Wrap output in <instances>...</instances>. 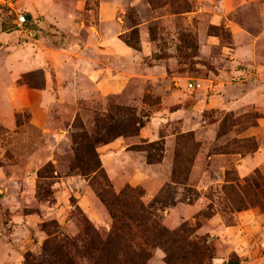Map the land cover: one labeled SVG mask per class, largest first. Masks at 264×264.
Wrapping results in <instances>:
<instances>
[{
    "label": "rangeland",
    "instance_id": "rangeland-1",
    "mask_svg": "<svg viewBox=\"0 0 264 264\" xmlns=\"http://www.w3.org/2000/svg\"><path fill=\"white\" fill-rule=\"evenodd\" d=\"M54 239L75 264H264V0L0 7V264Z\"/></svg>",
    "mask_w": 264,
    "mask_h": 264
},
{
    "label": "trees",
    "instance_id": "trees-1",
    "mask_svg": "<svg viewBox=\"0 0 264 264\" xmlns=\"http://www.w3.org/2000/svg\"><path fill=\"white\" fill-rule=\"evenodd\" d=\"M127 44L129 46H131L132 48H134L136 50H139V47L138 46L133 45V44H131L129 42H127ZM129 125L131 126V129H133L131 135L132 136H136V135H138L139 131L145 126V123L143 121H141V120L140 121L137 120L136 117H131L129 123H128V121L124 122V124H123V131L122 132L116 133V134L115 133H109V134L112 135V136H122V135L129 134V133H127L128 132L127 128H129ZM81 139L82 140H86V141L88 140L86 138V136L85 137L84 136L81 137ZM103 142L104 143H107L108 140H104ZM91 151H92V156H96L95 149L90 150V152ZM148 162L150 164H153L154 163V161L150 157H148ZM94 169H97V168H94ZM91 171H94L93 168H91V169L90 168L89 169L83 168L82 169V173H83L84 176L88 175ZM142 195H143V193L140 191V193H139L138 196H142ZM136 202L132 206L133 207V210L135 211V218L138 219L139 217H142L145 220L150 219L152 217V213L149 212L145 208V206L142 203H140L139 200H138L137 203ZM136 204H137L138 207L136 206ZM130 211L132 212V210H130ZM131 217H133L132 214H131ZM154 223H155V221H154ZM164 231H165L166 234L168 233V235L170 237V240H169L170 242H172L173 244H178L182 240H185L186 239L185 238V234H188V232H190L191 229H188V228H186V225H183L182 228H181V230L176 231L174 233H169L166 230H164ZM52 241H55V244H54V246L49 247L51 245ZM61 243H60V241H57V239L49 240L48 242H46V244L44 246V251H45L46 257H45L44 261L41 262L40 264H75L71 259L68 258L69 255H68V251H67L66 247L70 243L68 241L65 242V244L63 242H61ZM71 245L73 247H75L74 243H72V242H71ZM94 246H97L98 247V251L100 250L101 253H103L106 250V248L104 247L105 245L103 243H101V242L100 243H97L96 245L93 244V246L91 245L92 248ZM101 253H100V255L97 258V261L98 262L99 261L102 262L101 257L103 255L101 256ZM173 255H174V253H173Z\"/></svg>",
    "mask_w": 264,
    "mask_h": 264
},
{
    "label": "crops",
    "instance_id": "crops-1",
    "mask_svg": "<svg viewBox=\"0 0 264 264\" xmlns=\"http://www.w3.org/2000/svg\"><path fill=\"white\" fill-rule=\"evenodd\" d=\"M102 86H103V90H105V91H109V90H111L112 88L120 87V82L116 81V82L113 83V84H112V83L109 84V85H107V84H103Z\"/></svg>",
    "mask_w": 264,
    "mask_h": 264
},
{
    "label": "built area",
    "instance_id": "built-area-1",
    "mask_svg": "<svg viewBox=\"0 0 264 264\" xmlns=\"http://www.w3.org/2000/svg\"><path fill=\"white\" fill-rule=\"evenodd\" d=\"M12 0H0V7H11Z\"/></svg>",
    "mask_w": 264,
    "mask_h": 264
},
{
    "label": "water",
    "instance_id": "water-1",
    "mask_svg": "<svg viewBox=\"0 0 264 264\" xmlns=\"http://www.w3.org/2000/svg\"><path fill=\"white\" fill-rule=\"evenodd\" d=\"M21 21L25 22L26 20L29 19V16L28 15H23L20 17Z\"/></svg>",
    "mask_w": 264,
    "mask_h": 264
}]
</instances>
